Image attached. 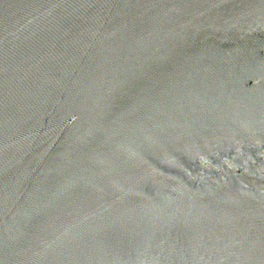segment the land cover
Returning a JSON list of instances; mask_svg holds the SVG:
<instances>
[{"label":"water","instance_id":"obj_1","mask_svg":"<svg viewBox=\"0 0 264 264\" xmlns=\"http://www.w3.org/2000/svg\"><path fill=\"white\" fill-rule=\"evenodd\" d=\"M0 264H264V0H0Z\"/></svg>","mask_w":264,"mask_h":264}]
</instances>
